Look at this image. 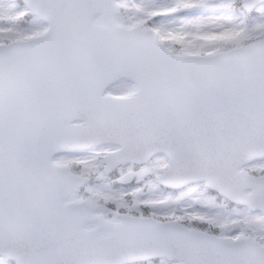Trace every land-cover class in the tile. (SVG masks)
<instances>
[{
    "label": "snow or ice",
    "instance_id": "6c2138e0",
    "mask_svg": "<svg viewBox=\"0 0 264 264\" xmlns=\"http://www.w3.org/2000/svg\"><path fill=\"white\" fill-rule=\"evenodd\" d=\"M0 264H264V0H0Z\"/></svg>",
    "mask_w": 264,
    "mask_h": 264
}]
</instances>
